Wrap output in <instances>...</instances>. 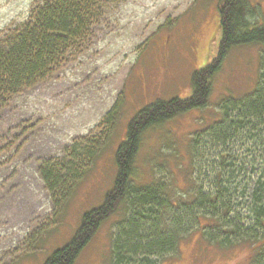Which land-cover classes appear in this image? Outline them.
I'll use <instances>...</instances> for the list:
<instances>
[{
    "label": "rangeland",
    "instance_id": "374dc122",
    "mask_svg": "<svg viewBox=\"0 0 264 264\" xmlns=\"http://www.w3.org/2000/svg\"><path fill=\"white\" fill-rule=\"evenodd\" d=\"M41 1L0 0V40ZM250 1L264 13V0ZM218 2L94 0L88 31L45 79L2 97L0 264H43L73 237L82 215L103 203L116 173V149L132 118L157 99L188 97L191 73L216 57ZM262 57L257 45L233 48L212 81L205 108L146 132L136 159L145 181L154 177L186 185L180 168L189 162L188 137L217 117L219 101L251 92ZM48 160L67 176L76 171L64 199L40 178L39 167ZM207 160L201 158L200 171L193 170L195 185L208 180L203 175ZM115 215L96 231L76 264H109ZM188 240L182 239L177 255L161 264H249L237 246Z\"/></svg>",
    "mask_w": 264,
    "mask_h": 264
},
{
    "label": "trees",
    "instance_id": "16d2710c",
    "mask_svg": "<svg viewBox=\"0 0 264 264\" xmlns=\"http://www.w3.org/2000/svg\"><path fill=\"white\" fill-rule=\"evenodd\" d=\"M93 1L38 2L28 19L0 40V107L2 97L45 79L83 37L94 16ZM217 9V55L191 73V94L157 99L132 118L116 149V173L103 203L82 215L73 237L43 264H76L96 231L115 214L119 219L111 233L109 264H161L175 257L181 240L188 237V241L237 246L245 250L249 264H264V65L251 92L219 101L217 117L188 137L189 162L186 169L180 168L184 187L173 179L145 181L136 165L148 130L207 106L212 81L233 48L257 45L264 55V13L258 4L219 0ZM111 118L110 112L105 121ZM201 158L208 159L203 174L204 182L208 180L195 185L191 176L193 170L200 171ZM63 172L51 160L39 167L46 189L60 199L69 195L78 178L76 171L72 176Z\"/></svg>",
    "mask_w": 264,
    "mask_h": 264
}]
</instances>
